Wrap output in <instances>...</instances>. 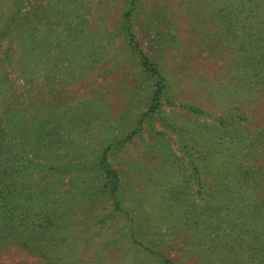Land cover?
Returning <instances> with one entry per match:
<instances>
[{"label": "rangeland", "instance_id": "374dc122", "mask_svg": "<svg viewBox=\"0 0 264 264\" xmlns=\"http://www.w3.org/2000/svg\"><path fill=\"white\" fill-rule=\"evenodd\" d=\"M10 2L0 264H264V0Z\"/></svg>", "mask_w": 264, "mask_h": 264}, {"label": "trees", "instance_id": "16d2710c", "mask_svg": "<svg viewBox=\"0 0 264 264\" xmlns=\"http://www.w3.org/2000/svg\"><path fill=\"white\" fill-rule=\"evenodd\" d=\"M25 1L26 0H11L10 6L12 7V13L6 17H3V19H2V20H4V23H5V21L7 22L6 26H4L5 31L3 34L8 35V31H10L9 35L11 36V38L14 37V34L16 33L15 30L12 28V31H11V29H9L8 27H9V24L13 23V25H14L15 22H16L15 24H17L18 14H19L20 8L24 4ZM6 2H7V0H6ZM15 29H16V27H15ZM161 95H162V93L160 92V90L156 89V92L153 96L154 98L152 100V103L156 102L155 103V109H157L159 112H160V103H158V101H159V98ZM153 110H154V107L150 106L147 114L151 113Z\"/></svg>", "mask_w": 264, "mask_h": 264}]
</instances>
